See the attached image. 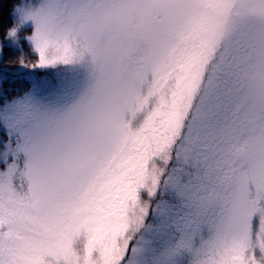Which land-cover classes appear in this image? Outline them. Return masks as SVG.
<instances>
[{"label":"snow or ice","instance_id":"snow-or-ice-1","mask_svg":"<svg viewBox=\"0 0 264 264\" xmlns=\"http://www.w3.org/2000/svg\"><path fill=\"white\" fill-rule=\"evenodd\" d=\"M13 15L0 59L20 49L29 88L0 100V264H264V0Z\"/></svg>","mask_w":264,"mask_h":264},{"label":"trees","instance_id":"trees-1","mask_svg":"<svg viewBox=\"0 0 264 264\" xmlns=\"http://www.w3.org/2000/svg\"><path fill=\"white\" fill-rule=\"evenodd\" d=\"M17 0H0V45L6 43L4 33L9 28L14 26L15 20L13 15V8ZM27 35V32H22L21 37ZM21 48L25 55H31L29 46L25 41L22 42ZM21 55V50L13 46L5 48L1 68L7 70L8 77L0 86V100L3 96L12 98L18 94L27 91L29 84L27 82V73L18 71L19 65L10 63ZM30 71V70H28ZM2 134V133H0Z\"/></svg>","mask_w":264,"mask_h":264},{"label":"rangeland","instance_id":"rangeland-1","mask_svg":"<svg viewBox=\"0 0 264 264\" xmlns=\"http://www.w3.org/2000/svg\"><path fill=\"white\" fill-rule=\"evenodd\" d=\"M28 34V33H27ZM23 37H21V44L23 42ZM16 48V47H15ZM3 59V58H2ZM2 59H0V86L2 85V83L6 80V78L8 77V74H6L7 71L3 70L1 68V62H2Z\"/></svg>","mask_w":264,"mask_h":264}]
</instances>
